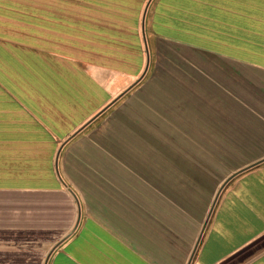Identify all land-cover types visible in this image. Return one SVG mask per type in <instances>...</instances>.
<instances>
[{"label": "crops", "instance_id": "1", "mask_svg": "<svg viewBox=\"0 0 264 264\" xmlns=\"http://www.w3.org/2000/svg\"><path fill=\"white\" fill-rule=\"evenodd\" d=\"M44 8L0 24V264H264V0H149L131 47Z\"/></svg>", "mask_w": 264, "mask_h": 264}, {"label": "rangeland", "instance_id": "2", "mask_svg": "<svg viewBox=\"0 0 264 264\" xmlns=\"http://www.w3.org/2000/svg\"><path fill=\"white\" fill-rule=\"evenodd\" d=\"M147 2L149 0H0V24H8L3 18L10 16L19 21H30L32 26L40 25L41 21L46 22L40 12L47 5L49 11L58 10L65 14L66 18L59 19L58 26L64 29L67 36H77L82 41L90 37L101 47L126 40L131 47L133 43L140 44L139 22ZM70 12L79 13L81 19L68 18ZM53 20L56 22L55 17ZM53 20L48 19L49 26ZM133 29L136 34L128 35Z\"/></svg>", "mask_w": 264, "mask_h": 264}, {"label": "water", "instance_id": "3", "mask_svg": "<svg viewBox=\"0 0 264 264\" xmlns=\"http://www.w3.org/2000/svg\"><path fill=\"white\" fill-rule=\"evenodd\" d=\"M144 18H145V12H144V14L142 16V22H141L142 34L144 33ZM146 68H147V66H146Z\"/></svg>", "mask_w": 264, "mask_h": 264}]
</instances>
